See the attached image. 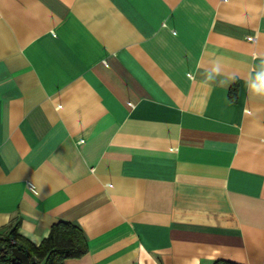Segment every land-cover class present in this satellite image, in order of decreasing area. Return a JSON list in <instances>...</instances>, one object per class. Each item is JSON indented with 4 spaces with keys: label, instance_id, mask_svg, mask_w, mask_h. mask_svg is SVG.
I'll return each mask as SVG.
<instances>
[{
    "label": "crops",
    "instance_id": "1",
    "mask_svg": "<svg viewBox=\"0 0 264 264\" xmlns=\"http://www.w3.org/2000/svg\"><path fill=\"white\" fill-rule=\"evenodd\" d=\"M261 58L264 0H0V234L70 221L63 264H264Z\"/></svg>",
    "mask_w": 264,
    "mask_h": 264
},
{
    "label": "trees",
    "instance_id": "2",
    "mask_svg": "<svg viewBox=\"0 0 264 264\" xmlns=\"http://www.w3.org/2000/svg\"><path fill=\"white\" fill-rule=\"evenodd\" d=\"M236 86L229 87L234 97ZM13 240V241H12ZM17 247L28 257L30 264H63L67 257H78L87 250L82 229L76 224L57 220L53 222L45 237L38 243L27 240L17 233V223L0 234V264H20L12 257L11 249ZM211 264H240L226 259H215Z\"/></svg>",
    "mask_w": 264,
    "mask_h": 264
},
{
    "label": "clouds",
    "instance_id": "3",
    "mask_svg": "<svg viewBox=\"0 0 264 264\" xmlns=\"http://www.w3.org/2000/svg\"><path fill=\"white\" fill-rule=\"evenodd\" d=\"M222 71V65L219 62H214L210 71L207 72L206 79L215 81L216 78L221 75ZM220 82L223 83V81ZM245 86L252 95L264 97V58H261L260 63L249 73ZM23 234L29 236L34 242H38L39 240V238L33 234L31 228Z\"/></svg>",
    "mask_w": 264,
    "mask_h": 264
},
{
    "label": "water",
    "instance_id": "4",
    "mask_svg": "<svg viewBox=\"0 0 264 264\" xmlns=\"http://www.w3.org/2000/svg\"><path fill=\"white\" fill-rule=\"evenodd\" d=\"M11 252L12 257L15 258L18 263L30 264L27 255L22 250L18 249L17 247H12Z\"/></svg>",
    "mask_w": 264,
    "mask_h": 264
},
{
    "label": "built area",
    "instance_id": "5",
    "mask_svg": "<svg viewBox=\"0 0 264 264\" xmlns=\"http://www.w3.org/2000/svg\"><path fill=\"white\" fill-rule=\"evenodd\" d=\"M30 187L33 188L32 185H30ZM12 241H13V240H12Z\"/></svg>",
    "mask_w": 264,
    "mask_h": 264
}]
</instances>
